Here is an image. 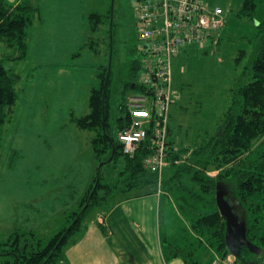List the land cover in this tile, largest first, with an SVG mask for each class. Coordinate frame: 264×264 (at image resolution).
I'll return each mask as SVG.
<instances>
[{"label":"rangeland","instance_id":"374dc122","mask_svg":"<svg viewBox=\"0 0 264 264\" xmlns=\"http://www.w3.org/2000/svg\"><path fill=\"white\" fill-rule=\"evenodd\" d=\"M210 2L223 10L224 24L227 20L216 37L223 38L220 45L209 40L202 48L188 47L173 61V83L180 101L170 110L169 138L176 150L192 146L195 137L200 141L216 129L229 103V89L258 51L254 24L264 20V0H255L254 22L237 18L241 0ZM36 3L40 17L28 31L25 60L5 61L9 50L0 43V61L15 77L18 96L0 140V243L18 234L46 244L67 227L68 217L78 210L100 165L90 143L96 133L78 129L73 119L89 113L90 91L100 86L99 68L109 63L111 0ZM134 5V0L113 2L111 93L128 75L129 64L137 61L133 53L137 44ZM120 10L124 11L121 15ZM91 14L99 15L93 30ZM88 39L91 50L85 46ZM240 51H245L244 56L239 57ZM142 95L133 89L125 99ZM110 109L114 113L116 103ZM102 176L109 178L111 168L105 166ZM221 191L228 197L225 187ZM141 193L132 191L128 196ZM107 210L94 209L81 230ZM237 211L241 213L238 207ZM247 251L244 257L250 264H264L261 251L251 246Z\"/></svg>","mask_w":264,"mask_h":264},{"label":"trees","instance_id":"16d2710c","mask_svg":"<svg viewBox=\"0 0 264 264\" xmlns=\"http://www.w3.org/2000/svg\"><path fill=\"white\" fill-rule=\"evenodd\" d=\"M256 9L255 0H241L236 16L254 22ZM39 17L40 9L34 4V0H0V43L9 50L5 61L25 60L28 52V31ZM98 20V14L89 16L92 30ZM226 23L227 20L223 24L224 27ZM253 37L258 44L256 57L243 68L234 87L229 89V103L216 129L207 132L200 141L195 137L192 146L179 150H176L174 143L170 141L171 129H168L165 157L167 165L162 170L161 179L157 173L149 172L143 166V160L151 153L150 135L132 157L123 155L118 140L119 133L128 123L126 93L138 89L135 85L138 62L129 64L128 75L117 85L115 93H111L113 79L110 70L104 100L102 90L108 66L106 64L100 67V86L90 91L89 113L73 119L78 129L96 133L91 139V148L98 163H103L97 186L94 188L96 169L92 182L78 204V210L68 217L67 227L61 229L44 245L39 241L33 243V238H26L25 235L13 234L0 243V264L60 263L64 259L65 248L72 242L73 237L81 232L80 227L88 215L96 208L109 209L118 199L130 197L128 195L132 191L142 192L135 196L158 195L161 206H169L171 209L168 229L161 234L165 261L181 258L185 264H206L201 258L209 252L214 259L217 258L212 264L229 263V256L234 258L231 264H250L251 260L244 257L249 246L261 251L262 257L264 20L254 24ZM222 39L220 35L211 42L217 46ZM85 46L89 50L92 49L89 39ZM244 54L245 51H240L239 57ZM15 85V77L0 61V140L9 112L18 99ZM177 92L179 99L174 105L180 101V92ZM111 103H116L114 113L110 109ZM105 166L111 168L109 178L102 176ZM210 171L217 173L215 176H209ZM221 187L227 190L228 197H223L231 207L236 208H233V213L242 224L243 230L242 236L232 229L229 248L226 241V222L216 206V191L219 189L222 192ZM234 205L241 213H238ZM75 220L74 225L58 244ZM98 227L106 234L102 223L98 224Z\"/></svg>","mask_w":264,"mask_h":264},{"label":"built area","instance_id":"2783aa9c","mask_svg":"<svg viewBox=\"0 0 264 264\" xmlns=\"http://www.w3.org/2000/svg\"><path fill=\"white\" fill-rule=\"evenodd\" d=\"M139 65L135 85L142 96L126 99L128 123L118 135L125 156L132 157L150 135L151 153L143 166L152 173L165 167L170 110L179 94L173 61L180 51L202 48L223 27V10L210 0H134Z\"/></svg>","mask_w":264,"mask_h":264},{"label":"crops","instance_id":"0c3cea01","mask_svg":"<svg viewBox=\"0 0 264 264\" xmlns=\"http://www.w3.org/2000/svg\"><path fill=\"white\" fill-rule=\"evenodd\" d=\"M34 4L39 7L36 0ZM170 220L171 209L161 206L158 195L127 197L73 237L58 264H185L181 258L164 260L161 234ZM231 257L225 264L233 262ZM201 259L206 264L217 260L209 252Z\"/></svg>","mask_w":264,"mask_h":264},{"label":"water","instance_id":"95a60500","mask_svg":"<svg viewBox=\"0 0 264 264\" xmlns=\"http://www.w3.org/2000/svg\"><path fill=\"white\" fill-rule=\"evenodd\" d=\"M113 2H114V0H111V14H110L111 16H112V12H113ZM111 29H112V17L110 20V31H109V63H108V68H107L104 84H103L102 100H104V97L106 94V88H107L108 77H109V72H110V62H111L112 44H113L112 43V31H111ZM102 166H103V163H100L99 167L97 168L94 188L97 186V183L99 181V172H100V169ZM216 206H217V209H218L220 215L223 217V219L226 222L227 235H228L226 238V241H227L228 248H229L230 243H231V241L229 239L230 238L229 235L231 234L232 229H235L237 232L241 233L243 236L242 224H240L238 222L237 217L233 213V207H231V205L228 203V201H226L224 199L223 193L220 192L219 189H217V191H216ZM75 222H76V220L67 228L65 234L62 236V238L58 242V244L62 241V239L65 237V235L69 232L70 228L74 225ZM231 259H233V256L231 257Z\"/></svg>","mask_w":264,"mask_h":264},{"label":"flooded vegetation","instance_id":"af4514ba","mask_svg":"<svg viewBox=\"0 0 264 264\" xmlns=\"http://www.w3.org/2000/svg\"><path fill=\"white\" fill-rule=\"evenodd\" d=\"M124 11L123 10H120L119 11V14L121 15ZM111 14V8L109 10V15H108V21H109V31H110V20H111V17H112V21H113V12H112V16L110 15ZM112 28H113V24H112ZM120 28V27H119ZM109 31H108V34H109ZM112 31V34L114 33L113 32V29H111Z\"/></svg>","mask_w":264,"mask_h":264}]
</instances>
